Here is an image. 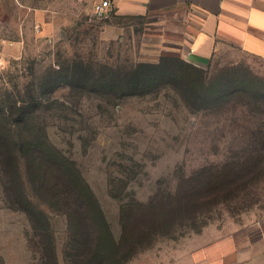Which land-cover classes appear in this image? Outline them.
Here are the masks:
<instances>
[{"label":"rangeland","instance_id":"1","mask_svg":"<svg viewBox=\"0 0 264 264\" xmlns=\"http://www.w3.org/2000/svg\"><path fill=\"white\" fill-rule=\"evenodd\" d=\"M21 1L22 6L0 3V108L6 88L20 99L38 97L41 104L32 103L31 121L20 126L0 118V133L25 145L20 175L10 185L31 202L10 197L0 174V264H43L48 230L58 264H72L76 248L69 206L46 200L43 171L27 157V139L44 134L75 162L116 236L124 208L136 213L132 224L149 228L127 264L145 254L150 259L152 252L188 235L228 232L264 220L262 66L228 51L197 71L180 61L186 60L190 11H112L97 18V0H81L75 6L80 15L51 45L41 46L36 21L21 19L23 5L43 7L57 0ZM23 35L25 45L14 54L13 44ZM164 59L181 73L138 85L139 65ZM75 64L91 82L82 87L70 79L42 91L52 70ZM97 78L111 85L99 90ZM30 215L38 220L37 231ZM160 215L166 220L158 221Z\"/></svg>","mask_w":264,"mask_h":264},{"label":"crops","instance_id":"2","mask_svg":"<svg viewBox=\"0 0 264 264\" xmlns=\"http://www.w3.org/2000/svg\"><path fill=\"white\" fill-rule=\"evenodd\" d=\"M5 0H0L4 3ZM15 6L21 0H8ZM81 0H57L43 7L24 6L21 19L36 21L38 44L51 45L79 15ZM19 8V7H18ZM185 9L191 13L184 58L199 67L215 55L234 51L264 68V0H115L114 10L138 15ZM25 36L13 44L18 54ZM133 264H264V220L228 232L192 234Z\"/></svg>","mask_w":264,"mask_h":264},{"label":"trees","instance_id":"3","mask_svg":"<svg viewBox=\"0 0 264 264\" xmlns=\"http://www.w3.org/2000/svg\"><path fill=\"white\" fill-rule=\"evenodd\" d=\"M180 61L185 66L201 71L198 66L186 60ZM175 68H177V65L166 62L165 59L157 64H140L139 69L135 72L137 74L135 76L136 82H138V85L142 81L151 83L156 81V78L160 75H165V73L177 77L181 73V69L179 73ZM50 74L41 84L42 91H45L48 85L57 89L70 79H73V85L75 86L82 83L81 86L84 87V84L91 82V78L90 80L87 78L88 75L85 73V69L76 64L61 67L57 71L52 70ZM93 82L99 90L111 85V82L104 81L102 78L94 79ZM4 91L7 93L4 102L6 104L0 108V118L6 119L7 122L11 120L14 122L12 124H19V126L30 122L32 118L29 109L32 103L41 104L39 98L31 96V99H20L11 94L12 92H9L7 88ZM8 131L10 132L9 128ZM20 137L23 140L28 138V136ZM12 138L11 133L4 134V131L0 133V174L10 197L16 199L22 197L29 201L21 188L20 191L16 190V193H14L10 185L13 179H18L21 172L20 161L26 158L25 145L13 143ZM46 138V134L35 136L33 139L29 137L26 142V145L28 144L27 157L29 160L31 158L37 160L38 167L43 171L42 176L45 178V182L42 181L41 188L46 200L51 201V198H53L60 200L61 203L63 200L69 206L67 210L73 226V241L76 248L71 261L72 264H127L128 260L137 252L144 235L148 234L146 230L150 232L149 228L132 224V220L136 218V213L127 212V208H124L121 210L123 216L120 224L121 233L119 237L116 236L100 201L75 166V162L64 156L57 148L51 146ZM29 218L33 222V228L37 231V218L34 215H30ZM44 218L47 220L45 214ZM156 219L158 221L162 220V222L166 220L163 215L158 216ZM46 234L49 246L46 248L43 264H58L51 233L48 230Z\"/></svg>","mask_w":264,"mask_h":264},{"label":"built area","instance_id":"4","mask_svg":"<svg viewBox=\"0 0 264 264\" xmlns=\"http://www.w3.org/2000/svg\"><path fill=\"white\" fill-rule=\"evenodd\" d=\"M115 0H97L93 4V15L97 18H105L114 10ZM3 63L0 60V69L3 68Z\"/></svg>","mask_w":264,"mask_h":264}]
</instances>
